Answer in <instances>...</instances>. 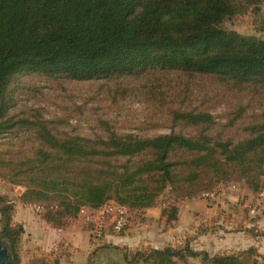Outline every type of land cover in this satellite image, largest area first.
Returning a JSON list of instances; mask_svg holds the SVG:
<instances>
[{"label":"trees","instance_id":"obj_1","mask_svg":"<svg viewBox=\"0 0 264 264\" xmlns=\"http://www.w3.org/2000/svg\"><path fill=\"white\" fill-rule=\"evenodd\" d=\"M262 1L0 0V179L23 187L19 201L39 205L41 218L55 228L68 225L81 208L97 210L108 201L142 215L166 189L177 199L193 200L218 186L243 183L258 195L264 183V112L248 110L264 95V38L226 30L223 23ZM23 74L101 82L113 100L138 92L148 103L167 96L171 101L160 100L163 111L151 109L153 119L166 116L172 127L192 132L119 133L98 120L92 136L66 134L58 119H44L39 110L12 111L11 80ZM167 74L208 78L238 107L223 124L208 111L188 109ZM4 201L0 196V245L7 249L5 264H20L24 231ZM178 209L177 202L164 204L165 226L177 221ZM93 227L87 226L93 264L262 259L254 247L209 254L186 241L163 248L109 245ZM125 228L112 235L122 236ZM253 228L243 229L245 236L264 238Z\"/></svg>","mask_w":264,"mask_h":264},{"label":"rangeland","instance_id":"obj_2","mask_svg":"<svg viewBox=\"0 0 264 264\" xmlns=\"http://www.w3.org/2000/svg\"><path fill=\"white\" fill-rule=\"evenodd\" d=\"M223 27L243 36L264 38V0L257 8L245 15L226 20ZM163 76L169 80L170 85L176 91L183 92L182 95L176 97L179 100H184L188 109L208 111L217 117L219 123H225L226 115L231 114L238 107V103L231 101L232 97L223 96L222 89L215 87L208 78H196L191 81L178 74ZM155 78L157 76L153 77V80ZM153 83L155 84V82ZM10 88L15 92V108L12 111L39 110L44 119H58L57 124L61 125V130L72 136H92L97 129L98 120L109 123L119 133L156 136L166 134L170 130L182 131L185 134L192 132L190 129L182 130L179 127H172L166 116L153 119L151 109L156 106L163 111L161 108L163 99L166 102L172 99L167 96L164 98L161 96L154 99V102L148 103L146 98L138 92L125 98L113 100V97L101 87V82H55L33 74L14 77L11 80ZM244 103H247V99ZM262 112H264V95H259L248 113L260 114ZM23 191V187L0 179V196L4 197L6 207L12 208L15 202L19 201V196ZM212 192H215L213 198L201 195L193 200H181L172 196L166 189L156 199L154 203L156 209H150L147 216L146 213L144 217L136 213L128 215L122 236L112 235L109 228L110 219H107L100 242H104L110 235L122 238L127 234L136 240L146 237L151 241L157 237L156 233L164 231L162 239H164L165 245L177 246L186 241L190 242L195 249L207 251L209 254L236 252L241 247L245 248V243H247V248L254 247L258 253H262V259L258 260V264H264V238H252L248 235L245 237L243 231V229L253 226L254 230L264 233V197L257 200V195H252L243 183H227L218 186ZM189 201L195 202L193 203L195 205L193 213L199 217L196 220L197 223H194V220L190 223L191 215L187 214H181L179 228H177V224L167 227L164 222L158 220V210H161L164 204L177 202L179 214L184 207V212L189 213L192 204ZM257 203L259 204L257 205ZM29 206L33 208V204H28ZM254 206L256 209L251 212ZM33 211H35L34 208ZM249 219L257 221L255 224H250ZM96 222L97 219L93 215V221L84 224L86 226L93 224L94 227L95 225L97 227ZM203 229H209L211 232L202 235L200 232ZM180 233L184 235L181 236L180 243H177ZM157 244L160 246L162 243ZM109 245L119 244L112 242ZM140 245L142 244L139 243L138 246ZM23 246L26 247L25 243L21 242L19 248L22 251ZM55 254L49 264H70L68 259L72 254L68 248L62 249L61 252L57 250ZM92 260L93 256L91 255L90 261L92 262ZM24 263L26 262L24 261ZM189 264H198V260H190Z\"/></svg>","mask_w":264,"mask_h":264},{"label":"crops","instance_id":"obj_3","mask_svg":"<svg viewBox=\"0 0 264 264\" xmlns=\"http://www.w3.org/2000/svg\"><path fill=\"white\" fill-rule=\"evenodd\" d=\"M189 202L192 203L189 213L184 212V207V209L179 214L180 210L178 209V219L174 223L177 224V228H179L178 225L181 220V214H187L188 216L191 215V217H189L190 223L193 220L195 221L194 223H197L196 220L199 219V217L194 215L193 213L195 206L193 203L195 202ZM12 208L13 222L21 224L24 231L21 242L23 244L25 243L26 247L23 246V251L21 250L20 264H31L32 260L34 261V263L32 264H49V261L54 258L55 252L57 250L61 252V250L64 248H68V250L72 254L68 259L70 264H93L90 261V256L93 254L95 246L90 241V232L88 231L87 226L84 224L85 222L82 218L70 219L69 224L65 227L55 228L52 224L47 223L45 220H43L36 211H33L32 206L28 207V204H23L20 201H17ZM150 209H156V206L153 208L145 209L142 216L144 217L145 213L147 216ZM159 219L160 210H158V220ZM160 221L163 222V220L161 219ZM163 233L164 231H161L158 234L156 233L155 235H157V237H155L151 241L146 237H141L136 240L135 238H130L128 234L122 238L107 236L103 243L116 242L119 244L117 246H127L129 248L142 246H150L152 248H163L164 246L173 247V245L164 244V239H162L164 236ZM182 235L184 234H179V241L177 243H180V238ZM159 242L162 243L160 246L157 244ZM139 243H141L142 245L138 246ZM184 243L177 246H182ZM246 244L247 243H245V248H247ZM245 248L241 247L237 250ZM25 250L30 251L27 252ZM259 254L261 255L262 253ZM24 261L26 263H24ZM97 263L100 264L99 262Z\"/></svg>","mask_w":264,"mask_h":264},{"label":"built area","instance_id":"obj_4","mask_svg":"<svg viewBox=\"0 0 264 264\" xmlns=\"http://www.w3.org/2000/svg\"><path fill=\"white\" fill-rule=\"evenodd\" d=\"M206 198H213L215 195V192H208L202 194ZM264 197V187L261 189L260 193L257 195V200ZM259 203H257L258 205ZM30 205V204H29ZM33 208L35 211L40 214L42 212V208L39 205L33 204ZM256 209V206H254L251 210V212H254ZM130 214L129 210L123 206L117 205L113 201H108L105 203L100 209L97 210H91L87 208H81L79 210V213L76 217L82 218L85 222H92L93 221V215H95V219H97V227H93V232L95 233L97 239H101L103 236V232L106 228V221L107 219H110V230L112 234L114 235H120L123 231L124 226L127 223V217ZM94 226V225H93Z\"/></svg>","mask_w":264,"mask_h":264},{"label":"water","instance_id":"obj_5","mask_svg":"<svg viewBox=\"0 0 264 264\" xmlns=\"http://www.w3.org/2000/svg\"><path fill=\"white\" fill-rule=\"evenodd\" d=\"M7 259V249L0 245V264H5Z\"/></svg>","mask_w":264,"mask_h":264}]
</instances>
